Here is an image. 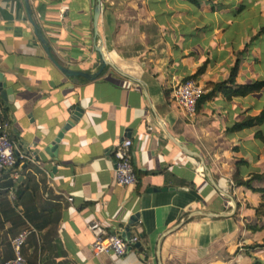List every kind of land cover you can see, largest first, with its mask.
Wrapping results in <instances>:
<instances>
[{"label": "crops", "instance_id": "crops-1", "mask_svg": "<svg viewBox=\"0 0 264 264\" xmlns=\"http://www.w3.org/2000/svg\"><path fill=\"white\" fill-rule=\"evenodd\" d=\"M240 1L100 0L95 26L97 0H0V75L14 87L0 92V118L37 161L0 183V264L22 231L26 264H264V120L233 128L264 113V88L216 93L190 120L170 103L177 82L193 77L206 95L236 63L235 84L264 81L262 45L247 49L264 0H247L259 21L234 46ZM127 138L136 183L118 186L112 149ZM92 221L128 228L139 246L94 256Z\"/></svg>", "mask_w": 264, "mask_h": 264}, {"label": "built area", "instance_id": "built-area-1", "mask_svg": "<svg viewBox=\"0 0 264 264\" xmlns=\"http://www.w3.org/2000/svg\"><path fill=\"white\" fill-rule=\"evenodd\" d=\"M204 95V89L194 79H185L177 82L171 89L170 103L179 111L180 115L190 120L195 116L198 100ZM8 125L0 118V183L3 177L8 175L12 183L19 177L17 167L28 162L35 163L36 158L31 153L21 152L17 145L10 139L7 132ZM130 139L122 142L112 149V157L115 161L113 169V181L118 186H130L136 183L134 168L132 164ZM18 165V166H17ZM17 166V167H16ZM203 173L202 171L200 172ZM9 200L15 201V194L11 188L8 189ZM87 230L93 237L91 252L94 256L115 255L122 257L127 249L139 243L137 235H129L124 238V229L114 232L106 231L100 223L92 221L87 225ZM28 236L27 231L20 232L11 240V248L14 259L6 264H26L21 256V249Z\"/></svg>", "mask_w": 264, "mask_h": 264}, {"label": "trees", "instance_id": "trees-1", "mask_svg": "<svg viewBox=\"0 0 264 264\" xmlns=\"http://www.w3.org/2000/svg\"><path fill=\"white\" fill-rule=\"evenodd\" d=\"M188 4L193 5L195 7L199 6V2L200 0H185ZM237 68H238V64L236 63L230 70V75L229 78L227 79V81L225 82H221V83H216V84H209V88L211 89V91L209 93H207L206 95H203L197 102V106L196 109L198 108V106L206 101L211 99L216 93H221L225 99L227 100H231L232 98H242V97H246L250 94L259 92L260 90H262L264 88V81H258V82H254L251 84H244V85H237L235 84V76L237 73ZM205 70V65L201 66L196 75H199L201 73H203ZM193 77H188L186 79H191ZM264 120V113L261 114L260 116L254 118V119H247L242 123L239 124H235L233 126L234 129H238L241 130L243 128H248L251 126H254L256 124L261 123ZM12 185V182H8L7 186ZM16 218H18V220H22L19 216H16Z\"/></svg>", "mask_w": 264, "mask_h": 264}, {"label": "rangeland", "instance_id": "rangeland-1", "mask_svg": "<svg viewBox=\"0 0 264 264\" xmlns=\"http://www.w3.org/2000/svg\"><path fill=\"white\" fill-rule=\"evenodd\" d=\"M213 2V4H215V2H219V1H223V0H210ZM250 8V5L249 3H247V0H241L240 3H238L233 9V13H231L230 15L233 16V18H235L236 20V24L235 26L233 27V29L236 27L237 23L240 25V36L237 37L234 39V46H237V44L239 43V40H240V37H241V33L243 32V29H242V25H243V22L245 21L246 22V25H248L250 23V26L251 27H254V25H256V23L259 21L258 20V17H259V12L258 13H255L253 10L254 9H249ZM258 14V15H257ZM224 28V27H223ZM262 35H260V38L258 39H255V44L256 45H251V46H248L247 49H250V48H254V47H259V45H262V57H261V68H264V31H262ZM202 39V35H199V36H196L193 40V44H197L198 46H202L203 43L201 41ZM239 51H241V48L239 49ZM259 66L257 65H251L249 66V71L251 72H255L258 69Z\"/></svg>", "mask_w": 264, "mask_h": 264}, {"label": "water", "instance_id": "water-1", "mask_svg": "<svg viewBox=\"0 0 264 264\" xmlns=\"http://www.w3.org/2000/svg\"><path fill=\"white\" fill-rule=\"evenodd\" d=\"M98 2V5L95 7V11H94V24L96 26V22H97V18L99 16V13H100V9H101V5H100V0H97ZM25 3H26V7H28V0H25ZM101 63H102V66L104 65V61L103 59L101 60ZM64 73L66 74H75V75H80V76H86L88 77L87 75L85 74H82V73H72L70 71H67L65 69H61ZM13 91H14V87L13 86H10V87H7V84L6 82L3 80V77L0 75V92H1V97L3 99L6 98V96H10L13 94ZM81 114V109L77 108L74 115L69 119V121L67 122V124L65 125V127L63 128V130L59 133V135L57 136V138L55 139L54 143H58L59 140L61 139L62 137V134L64 131L68 130L70 128V126H72L73 124H75L77 118L80 116ZM165 190V189H164ZM170 190H174V189H170ZM137 217V215H134V216H131L130 217V221L134 220L135 218ZM122 236L124 238H127L129 236V232H128V228L125 229V232L122 234ZM139 244L137 243L136 244V247H138ZM130 248L127 249V251H129Z\"/></svg>", "mask_w": 264, "mask_h": 264}]
</instances>
